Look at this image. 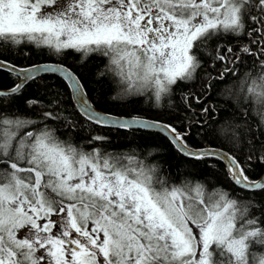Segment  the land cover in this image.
<instances>
[{"label":"snow or ice","instance_id":"obj_1","mask_svg":"<svg viewBox=\"0 0 264 264\" xmlns=\"http://www.w3.org/2000/svg\"><path fill=\"white\" fill-rule=\"evenodd\" d=\"M214 39L221 42L206 48ZM27 44L96 56L106 61L99 75L114 77L121 95L148 94L155 107L188 85L184 108L207 118L194 123L247 152L241 161L222 148H192L191 121L179 132L101 112L64 64L18 66L0 55V71L19 79L0 88V264H264V176L248 174L253 160L264 164V0H0V49ZM41 73L62 75L91 125L158 129L186 158L227 160L232 190L165 176L135 153L86 150L69 135L77 121L57 111L59 99L39 112L13 109ZM226 80L223 106L205 104ZM60 121L64 133L52 127ZM236 189L250 195L236 197Z\"/></svg>","mask_w":264,"mask_h":264},{"label":"trees","instance_id":"obj_2","mask_svg":"<svg viewBox=\"0 0 264 264\" xmlns=\"http://www.w3.org/2000/svg\"><path fill=\"white\" fill-rule=\"evenodd\" d=\"M223 39L222 37L221 41ZM221 41L214 39L206 48H210ZM227 42L236 43L237 39L228 36ZM200 54L203 57L206 53L201 52ZM0 55L5 60L14 62L18 66H28L44 61H56L64 64L80 77L81 82L85 86L88 99L97 109L117 116H137L159 120L173 125L179 132L188 131L187 126L191 121L193 126L187 138V143L190 147H218L228 152L231 151V154L236 155L241 161L245 159L247 149L242 151L241 146L216 139L210 124L207 128L200 129L199 125L194 123L197 119L206 120L207 118L193 115L192 112L184 108L180 100V89H187L188 85L183 83L177 85V90L171 98V105L165 100L161 107H155L153 100L149 98L150 95L148 94L121 95L114 77L108 74L99 75L104 70L106 61H102L96 56L82 61L80 54L69 52L66 56H56L51 54L47 48H39L32 44L0 49ZM241 71H244V69H241ZM18 80L15 73H9L7 70L0 71V88H10L14 83H18ZM228 83L229 81L226 80L223 85H216V88L208 94L204 103L215 102L217 109H220L223 106V97L220 93L224 85ZM193 87L199 90V83H195ZM26 98L38 100L39 104L29 108L25 104ZM54 98L61 100L57 111L62 112L65 117L77 121L76 128L69 135L74 143L83 146L86 150L90 151L95 147L104 152L135 153L142 160L155 165L165 176L179 178L181 175H190L197 179H202L210 185L218 184L229 191L232 190L233 186L225 175V165L219 158L211 157L201 161L186 158L176 151L169 138L155 131L125 132L112 127L89 124L77 111L66 82L57 75L51 73L42 74L39 79L30 81L23 88L22 94L16 98L12 108L27 113L39 112L42 106L48 104ZM193 107L198 111L201 105L194 104ZM62 123V121L53 123L52 127L58 128L60 133H64L66 128L61 126ZM93 135L105 136L107 140L93 141L89 144L88 141ZM62 138L68 139L69 136H62ZM233 149L234 151H232ZM263 173L264 164L253 160L248 174L253 178H257L262 176ZM234 195L236 197H246L250 193L240 192L239 189H236ZM253 211L256 216H260L261 213L258 207H255ZM260 251H264V249Z\"/></svg>","mask_w":264,"mask_h":264},{"label":"water","instance_id":"obj_3","mask_svg":"<svg viewBox=\"0 0 264 264\" xmlns=\"http://www.w3.org/2000/svg\"><path fill=\"white\" fill-rule=\"evenodd\" d=\"M42 63H53V64H61V63H58V62H53V61H45V62H42ZM67 67V66H66ZM70 69V68H69ZM72 71V70H71ZM13 73H15V72H13ZM16 74V73H15ZM42 74H47V73H41L40 75H42ZM51 74H53V73H51ZM17 75V74H16ZM54 75H57V76H59V77H62V75L61 74H59V73H56V74H54ZM18 83H19V81H18ZM73 100V99H72ZM73 103H74V105H75V107H76V109H78L79 108V105L73 100ZM97 110H99V109H97ZM100 111V110H99ZM101 112H103V111H101ZM114 116H116V115H114ZM122 117H130V116H122ZM141 118H143V117H141ZM144 119H147V120H153V119H148V118H144ZM106 127H108V126H106ZM112 128H114V127H112ZM151 131H155V132H158V133H160L159 132V130L158 129H150ZM161 134H163L164 136H166L167 137V134L166 133H161ZM168 138V137H167ZM209 147V146H208ZM205 148H207V147H205ZM217 149H220V148H218L217 147ZM224 152H228V151H225V150H223ZM221 160V159H220ZM222 162L224 163V165H225V168H226V165L228 164V161L227 160H222ZM226 171H227V169H226ZM262 176H264V173H263V175Z\"/></svg>","mask_w":264,"mask_h":264},{"label":"bare ground","instance_id":"obj_4","mask_svg":"<svg viewBox=\"0 0 264 264\" xmlns=\"http://www.w3.org/2000/svg\"><path fill=\"white\" fill-rule=\"evenodd\" d=\"M45 62V61H44ZM53 62H56V61H53ZM40 63H42V62H40Z\"/></svg>","mask_w":264,"mask_h":264},{"label":"rangeland","instance_id":"obj_5","mask_svg":"<svg viewBox=\"0 0 264 264\" xmlns=\"http://www.w3.org/2000/svg\"><path fill=\"white\" fill-rule=\"evenodd\" d=\"M149 98H150V96H149ZM151 99V98H150ZM101 111V110H100Z\"/></svg>","mask_w":264,"mask_h":264}]
</instances>
